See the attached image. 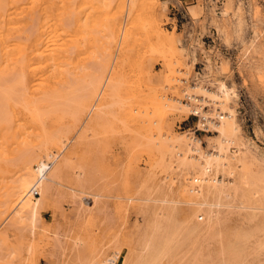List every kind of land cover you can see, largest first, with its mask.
<instances>
[{"label":"rangeland","instance_id":"obj_1","mask_svg":"<svg viewBox=\"0 0 264 264\" xmlns=\"http://www.w3.org/2000/svg\"><path fill=\"white\" fill-rule=\"evenodd\" d=\"M61 1L53 11L54 16L65 11L66 29L57 35L69 51L68 75L79 79L83 94L93 91L90 86L96 81L105 84L97 100V107L103 108L77 116L70 106L56 114L54 122L45 121L46 130L61 132L64 144L50 153L67 155L64 175L51 194L44 193L39 220L18 221L12 209L0 212V264H105L102 259L124 264L143 252L141 242L153 234L163 236L173 249L157 264H264V209L250 208L263 205L260 194L249 196L251 191L236 183L240 193L221 198L222 220L210 239L189 237L190 223L182 218L191 209L187 203L204 202L189 191L198 186L194 171L179 168L169 155L161 159L153 142L147 151L160 135L188 131L201 139L203 151L213 152L217 144L212 138L218 134L212 127L207 133L196 132L198 118L188 109L200 108L213 117L215 108L222 113L231 107L239 127L237 157L249 158V168L264 188V0H97L99 10L89 0H56ZM22 2L26 6L27 1ZM15 7L10 12L15 14ZM19 11L11 16L23 19ZM220 83L238 94L226 106L191 88L217 92ZM191 97L205 99L194 102ZM158 98L167 103L157 106ZM169 101L190 107L170 116ZM142 120L147 121L144 127ZM27 134L26 140L33 136L39 143L37 130ZM22 140L10 145L14 154ZM238 165L230 160L217 176L227 183L237 181L242 172ZM242 192L248 198L242 199ZM162 199L179 201L178 210L151 234ZM238 234L247 236L234 240L237 254L229 257L222 242Z\"/></svg>","mask_w":264,"mask_h":264},{"label":"bare ground","instance_id":"obj_2","mask_svg":"<svg viewBox=\"0 0 264 264\" xmlns=\"http://www.w3.org/2000/svg\"><path fill=\"white\" fill-rule=\"evenodd\" d=\"M89 1L91 5L98 8L97 10L101 8L98 6L101 2L97 0ZM19 2L21 3L22 0H0V207H2L0 212L4 213L12 209L13 212L15 211V216L18 221L29 220L32 223L41 218L39 208L43 203L44 193L51 194L54 186L60 184L59 180L64 175V168L67 164V155H61V153L55 157L51 155L50 152L52 151L50 149L58 146L60 142L64 144V141L60 139L61 132H57L59 129L51 131L46 130L49 121L46 123V128L44 126L45 121L51 120L54 122L56 114H63L64 111H67L66 109H70V106L72 107L71 110L73 113L77 116L81 115L84 111H88L89 113L93 112L96 108H103L102 106H99L100 108L97 107V100L106 85L99 86L101 82L99 83L96 81L95 83L98 84L96 85L98 87L95 86L94 88L95 83L90 86L93 91L89 90L90 87L88 89L85 88V91L89 90L87 92H91L90 95L84 92L85 94L87 93L85 97L82 91L84 89L81 88L80 82H76L79 79L76 80L73 77H69L67 71L69 51L64 41H62L63 37L57 35L58 33L60 34V31H62L61 33L63 34L66 29L65 11L57 15L55 14V16L53 11V8L56 5L58 6V4L60 5L62 1L25 0L23 2H26V6L24 4H19ZM65 3L67 2L64 1V4ZM104 5L106 6L107 4ZM11 6H16L17 12L21 10L23 13L19 11V14H25V17L22 19L20 17L16 18V16H11L13 13L10 12L12 9ZM18 6H20L19 10ZM16 9L12 11L15 12ZM17 12L13 14L16 15ZM81 20L83 21V19ZM121 32L123 33V29ZM68 40L67 42H69ZM174 42L175 40L172 39L171 43ZM71 78L75 79V81ZM107 83H109V81H107ZM83 84L84 83H82V85ZM191 88L192 90L196 89L197 91H194L197 94L200 90L199 92L201 94H205L214 103L220 101L219 103L223 106H226L238 97L236 89L234 87H228L225 83H220L217 92H211L206 88L201 89L199 86H191ZM195 98L191 97V100L194 102H203L205 99L197 100L198 98ZM158 99H155L157 106L166 102L165 98L164 100L163 98L162 100H160L161 98ZM161 101L164 102L162 103ZM168 103L170 116L184 113L186 109L190 107V105L182 104L180 101H169ZM163 105L160 106L164 107ZM156 109L152 111H156ZM188 110H191L193 118H198V121H203V123L200 122L199 125L197 121L195 125L196 132L207 133L213 129V131L218 134L212 138L213 142L217 144V146L214 147V151H203L201 139H198L195 133L188 131L180 135H160L161 138L160 136L158 137L161 140L158 141L159 139L156 137L158 143H154L155 140L151 141L147 151H151L149 147L153 142V144H157L154 146L155 152L160 154L159 156H161V159H163L165 154L169 155L170 159L177 161L176 165L179 168L185 171H194V180L198 186L190 187L189 191L194 194L193 196L195 198H202L204 202H196L195 200L188 202L187 205L190 206L191 209H189V212L187 211V214H183L182 218L186 220L188 224L190 223L187 227L185 226L189 237L200 236V238H205L204 240H207V238L209 240L211 235L214 234L213 231L217 226L215 224L220 223V220H222L220 217L221 213L218 210V207L220 208L222 206L220 203L221 198H234L238 195L237 193H240V187H238L236 183L241 182V185L247 189V192L251 191V193L248 192L249 196L250 194L251 196L253 194L254 196L255 194H260L261 197L259 202L264 201V188L262 189L259 184L261 181L260 177L258 178V176H255L254 173L251 172L249 168L250 163L248 162L249 158L247 159L245 156L241 157L240 155L237 157L238 148L235 146V139L239 134V127L236 123L235 110L226 106L223 109L224 112L220 113L218 112V107L215 108L217 112L213 117L203 113L200 108H189ZM152 111L149 112L151 113ZM100 112L101 111H99V113ZM153 113L154 112H152V114ZM153 116L154 114L152 117ZM216 119H220V121L215 123ZM141 123L144 127L147 121L142 120ZM27 130L38 131V137H40V139H37V142L39 143H36L33 136L32 138L36 145H34L33 139H30V142L32 141L31 143L33 144L25 139V137L29 136ZM19 138H23L22 144L21 147H18L17 153L14 154L12 152L14 150L10 149V145L12 142L16 144ZM152 138L155 139L154 137ZM152 138L150 140H152ZM18 144H20V142H18ZM165 144L168 146L167 150L165 149ZM230 160L238 162V168H240L242 172L237 181L227 183L224 178L221 179L217 176V172L220 169L224 170L230 163ZM156 163H159V161H156ZM231 174H229V176H231ZM229 184L230 186H227ZM195 188L199 189L196 190ZM78 193L84 194L82 191H78ZM241 198L246 199L248 197L242 192ZM157 202H161L164 205L160 210V216L155 218V221H157L156 224L154 223L155 227L150 228L151 234L154 233V230L160 231L157 228H161L160 221H162V219L163 222L164 220H166V222L173 220L174 216H172L173 214L171 215L172 210L173 212L178 210L179 201L177 200L162 199ZM201 206H204V208ZM197 207L199 209H197ZM250 208L264 209V203L262 206H251ZM176 213H178V211ZM194 220L203 223L197 224ZM262 223H264V220ZM262 230H264V228ZM178 236H180V234ZM246 236L247 235L238 234L230 237V240L226 238L225 243L222 242L223 251L226 252L229 257H233L231 256L232 253L237 254L234 249V240L240 238L241 241V239H245ZM167 242L168 241L166 239L164 240L163 236L155 237L154 234L149 235L146 241L144 240L141 242L143 252L138 255L137 258L135 257L136 259L129 262L124 261L123 263L157 264L163 254L166 255L167 253L171 254V252H173V249L168 247ZM101 261L105 264L109 263L107 259H102ZM111 261L113 260L111 259L110 262ZM192 261L194 262L195 260H191V263Z\"/></svg>","mask_w":264,"mask_h":264}]
</instances>
